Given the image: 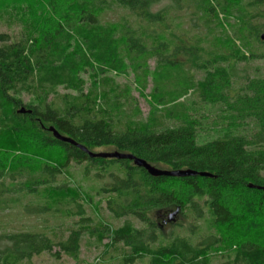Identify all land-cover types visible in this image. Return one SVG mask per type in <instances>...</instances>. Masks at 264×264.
Returning a JSON list of instances; mask_svg holds the SVG:
<instances>
[{
    "label": "trees",
    "instance_id": "obj_1",
    "mask_svg": "<svg viewBox=\"0 0 264 264\" xmlns=\"http://www.w3.org/2000/svg\"><path fill=\"white\" fill-rule=\"evenodd\" d=\"M163 1L43 0L39 5L33 0L41 16L38 36L8 43L9 37L0 35V209L17 204L18 198L5 195L19 192L22 198H39L24 205L29 214L61 212L89 222L80 203L90 200L83 187L57 182L73 161L87 162L111 178L99 194L115 195L107 203L115 218L133 216L147 226L138 229L126 221L116 230L91 231L97 246L105 235L112 244L129 246L124 264L145 257L150 264H214L209 253L217 249L224 251V262L217 264H264V229L259 228L264 223V79L249 80L242 89L233 83L239 64L264 59V53L253 51L254 44L264 47V0H173L172 9L191 10L203 22L215 42L210 49L199 36L185 42L182 24L174 23L167 8L153 11ZM115 5L135 23L103 22ZM193 70L204 72V78L196 81ZM117 76L133 77L140 97L150 98L148 118L136 120L125 109L132 89L117 84ZM59 89L67 93L59 95ZM193 93L209 106L237 112L217 139L199 142L201 122L185 104ZM23 96H29L27 103ZM246 118L251 133H239ZM162 120L174 125L166 127ZM51 127L93 153L108 147L159 169L213 177H153L129 160L91 158L56 139ZM159 209H180L181 217L199 219L202 225H193L191 234L206 237L198 245L187 236L166 239L147 218ZM238 227L243 236L232 235L226 249L225 230ZM80 235L73 231L54 243L43 232L3 234L0 264H23L44 253L58 261L63 255L77 260ZM155 241L170 244H148Z\"/></svg>",
    "mask_w": 264,
    "mask_h": 264
},
{
    "label": "rangeland",
    "instance_id": "obj_2",
    "mask_svg": "<svg viewBox=\"0 0 264 264\" xmlns=\"http://www.w3.org/2000/svg\"><path fill=\"white\" fill-rule=\"evenodd\" d=\"M39 2V5L43 4V0H35ZM46 2V0H44ZM173 0H164L158 5H155L153 11H159L168 9L171 19L175 21V24H182L184 31V41L188 44L195 40L197 36L201 37L204 41V46L208 49L214 48V40L212 37L206 36V30L203 22L194 19L191 16V10L175 11L172 9ZM35 15H33V13ZM39 9L33 6V0H0V35H7L9 37L8 43H18L22 39L32 36H38L37 23L40 20ZM103 22L107 23H135L134 17H130V14L125 9L118 6H114L112 10L107 11L102 17ZM196 26V27H195ZM221 29H219L220 33ZM179 35V34H178ZM188 38V39H187ZM216 50L223 54L225 49L216 47ZM253 51L258 55L264 53V47L254 44ZM217 52V53H218ZM150 66L152 69L155 66V62L151 61ZM238 77L233 81L236 89H242L246 87L249 80L252 79H264V59L258 58L248 63L239 64ZM195 80L199 81L204 78L205 74L201 71L193 70ZM88 81L89 78L85 76ZM117 84L121 85L123 89L127 86L131 87L132 91L130 99L125 105V109L135 116L136 120H145L149 116L150 98L140 97L136 90L135 80L133 77L125 78L123 76H117ZM152 88V84L149 85L145 94L148 95ZM67 93L63 89L58 90L59 95ZM233 94V93H232ZM230 95V92H229ZM24 102L29 101V96L22 97ZM60 98H55L56 104H61ZM125 103V100H123ZM202 101L195 93L191 94L185 100V104L190 113L194 115L196 119L201 122V130L199 131V142L204 143L214 139H217L223 134V131L227 129L232 120L237 117V112L229 107H222L219 104L213 106L207 105ZM137 109L139 114H137ZM161 117V115H158ZM164 126H173L171 121H165ZM250 119H245V125L243 129L239 130V133H251L247 130ZM127 121L123 120L119 122L118 127L124 129ZM253 129V125L250 127ZM95 153L101 152H113L115 149L102 147L93 149ZM34 153V151H31ZM36 152V151H35ZM87 168L89 172L87 173ZM87 175V179H85ZM58 183L61 185H67L68 187L82 186L84 192L90 197V200L80 201L84 206L85 215L84 218L89 222L82 223V218L79 216L66 217L63 213H44V214H29L24 210V205H35L39 201L38 197L22 198V193L6 194V198H18L17 204H10L8 209H0V236L6 233L15 232H43L49 236L54 243L67 240L73 231H81L80 235V253L77 260L69 256H62L61 260L54 259L50 254L44 253L41 256L34 257L31 261L23 264H124L125 257L131 254V249L124 243L112 244L111 238L105 235L104 241L101 246H97L96 238L91 235V231L95 229H102L103 226H109L111 230H116L123 226L126 221H130L136 228L146 230V225L141 223L137 218L133 216H124L115 218L114 214L108 209V200L114 198L115 195L99 194L102 188L111 185V178L97 174L95 166L87 162L78 164L72 162L71 165L65 170V173L58 177ZM7 187L10 183L7 181ZM199 206L203 207V202H197ZM72 208V206H70ZM157 212H151L147 215L148 220L156 222L158 219ZM177 224L171 225L167 228L165 238H171L176 236H187L193 239V244H200L201 240L206 237V233L191 234L193 225H202V221L194 219L192 216L180 217L177 220ZM259 228L264 229V223H259ZM239 228L235 232L225 230L222 237V244H226V249H230L228 244L230 237L235 236L241 238L242 233ZM262 229V231H263ZM251 233H255V229L250 228ZM238 240V239H237ZM166 242V241H165ZM221 244V245H222ZM155 247V246H154ZM222 250L217 249L209 253L213 263H223L224 257ZM134 264H150L149 257H145L142 260L136 261Z\"/></svg>",
    "mask_w": 264,
    "mask_h": 264
},
{
    "label": "water",
    "instance_id": "obj_3",
    "mask_svg": "<svg viewBox=\"0 0 264 264\" xmlns=\"http://www.w3.org/2000/svg\"><path fill=\"white\" fill-rule=\"evenodd\" d=\"M261 39L264 41V35L261 36ZM25 109H21L20 113H25ZM50 132L53 133L54 137L64 143H68L74 145L75 147L81 149L85 153L89 155L91 158H102V159H116V160H129L134 163L135 166L139 168L145 169L151 176L153 177H174V178H185L189 176H201V177H213L210 173H198L192 170H179V171H169L164 169L156 168L150 165L147 161L137 158L134 155L127 154V153H120V152H101V153H93L89 151L85 146L76 143L74 140L68 137H64L59 132L51 127ZM250 188H254L253 186H249ZM180 212V209H177L173 214L171 219L176 217Z\"/></svg>",
    "mask_w": 264,
    "mask_h": 264
},
{
    "label": "flooded vegetation",
    "instance_id": "obj_4",
    "mask_svg": "<svg viewBox=\"0 0 264 264\" xmlns=\"http://www.w3.org/2000/svg\"><path fill=\"white\" fill-rule=\"evenodd\" d=\"M175 211L176 210H172V209H159V210L154 211V212H157V215L159 216L158 219L156 220V222H154V223L158 227L159 233L162 234L164 237H165V233L167 232V228L170 227L171 225L177 224L178 223L177 220L180 219V217H181V215L178 214L176 217L171 219L172 214ZM148 244L153 246V247L154 246L155 247H166L170 243L155 241V242H149Z\"/></svg>",
    "mask_w": 264,
    "mask_h": 264
}]
</instances>
